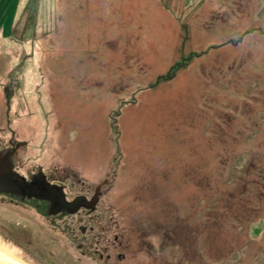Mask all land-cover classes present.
Instances as JSON below:
<instances>
[{
  "label": "rangeland",
  "instance_id": "1",
  "mask_svg": "<svg viewBox=\"0 0 264 264\" xmlns=\"http://www.w3.org/2000/svg\"><path fill=\"white\" fill-rule=\"evenodd\" d=\"M5 130L123 243L0 203L19 262L264 264L263 0H0Z\"/></svg>",
  "mask_w": 264,
  "mask_h": 264
},
{
  "label": "flooded vegetation",
  "instance_id": "2",
  "mask_svg": "<svg viewBox=\"0 0 264 264\" xmlns=\"http://www.w3.org/2000/svg\"><path fill=\"white\" fill-rule=\"evenodd\" d=\"M4 92L6 94V99H8V97L10 98V94L11 92H9V90H5ZM10 106V103H9ZM6 132V133H5ZM5 135H8V141L7 142H1L0 143V151H4L7 149H12L14 146L20 144V143H25V145L20 146L16 153L14 154L13 157V161H14V165H15V170L20 173L22 176L26 177L28 181L31 180V178L34 175L39 174L40 172L44 173L47 177V180L54 185H58L60 187H62L64 189V192L66 194V198L69 202H72L74 199H70L68 196V189L66 187V184L64 182V180H57L54 179L56 177H54V173L51 171H47L46 168L44 169L43 165L40 164L39 162L33 161V165L34 168L27 171V174L23 173V171L20 169V167L23 165L20 161V156H21V151L23 148H29L30 145V141H23V140H19L18 135L13 131L10 130L9 132H7V130L4 131ZM34 162H36L34 164ZM65 180H68L65 179ZM107 184V183H106ZM83 197L87 198V201L90 206V208H85L82 207L76 214H65V213H59L57 215H50L49 214V206L50 203L44 200H37V199H25L24 201H21L17 196H13V195H9V194H2L0 195V203L2 204V206H6V207H13L15 209H20L22 206L24 207H29L31 210H33L35 212L36 216H39L40 218H45L46 220H49L50 224L53 223H57L59 220L63 221L64 219L69 222L68 223V230L69 232H73L74 234L76 233V227L75 226V219H79L80 221H85V224L78 227L79 232L81 234L82 237L87 238L88 237V241L90 243V245H94L95 243V253L94 255L98 256L99 258H101V260H105L104 259V254L105 252L108 253L110 252V245H106V246H102L103 245V237L102 234H98L97 236V230H96V226L99 225V222H104V217L101 215H97L96 213L99 211V207L101 205V199H102V186H99L96 188L95 193L93 195L90 194H84L82 195ZM80 196V197H82ZM8 209V208H7ZM6 208H4V211L7 210ZM28 211V210H27ZM7 212L9 213V211L7 210ZM14 213V212H12ZM71 222V225H70ZM88 223V224H87ZM86 241V239H85ZM113 244V251L116 250H122L123 247V243L120 241V238L118 235L115 236L114 238V242ZM87 245V244H86ZM82 244L79 245V249H82ZM103 247V248H102ZM100 249V250H99ZM101 249H103V251H101ZM50 256H52V253L50 254ZM118 259L122 260L124 259L123 254L120 252L118 255ZM113 259L112 255L107 254V260L111 261Z\"/></svg>",
  "mask_w": 264,
  "mask_h": 264
},
{
  "label": "water",
  "instance_id": "3",
  "mask_svg": "<svg viewBox=\"0 0 264 264\" xmlns=\"http://www.w3.org/2000/svg\"><path fill=\"white\" fill-rule=\"evenodd\" d=\"M20 143L12 149L0 151V195L17 196L21 201L25 199L44 200L50 203L49 214H76L82 207L90 208L86 197H77L72 202L66 198L64 189L51 184L44 173L34 175L30 181L15 170L14 154ZM2 264V263H0Z\"/></svg>",
  "mask_w": 264,
  "mask_h": 264
},
{
  "label": "bare ground",
  "instance_id": "4",
  "mask_svg": "<svg viewBox=\"0 0 264 264\" xmlns=\"http://www.w3.org/2000/svg\"><path fill=\"white\" fill-rule=\"evenodd\" d=\"M0 263L2 264H24L0 249Z\"/></svg>",
  "mask_w": 264,
  "mask_h": 264
},
{
  "label": "trees",
  "instance_id": "5",
  "mask_svg": "<svg viewBox=\"0 0 264 264\" xmlns=\"http://www.w3.org/2000/svg\"><path fill=\"white\" fill-rule=\"evenodd\" d=\"M116 123V122H115ZM117 124V123H116Z\"/></svg>",
  "mask_w": 264,
  "mask_h": 264
},
{
  "label": "crops",
  "instance_id": "6",
  "mask_svg": "<svg viewBox=\"0 0 264 264\" xmlns=\"http://www.w3.org/2000/svg\"><path fill=\"white\" fill-rule=\"evenodd\" d=\"M264 1V0H263Z\"/></svg>",
  "mask_w": 264,
  "mask_h": 264
}]
</instances>
